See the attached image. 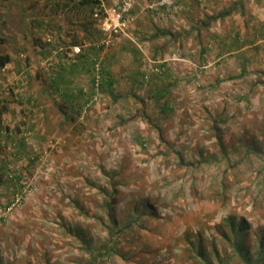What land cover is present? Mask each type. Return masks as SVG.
I'll use <instances>...</instances> for the list:
<instances>
[{
	"label": "rangeland",
	"instance_id": "374dc122",
	"mask_svg": "<svg viewBox=\"0 0 264 264\" xmlns=\"http://www.w3.org/2000/svg\"><path fill=\"white\" fill-rule=\"evenodd\" d=\"M66 3L0 0V264H241L230 219L254 256L264 0H132L107 47Z\"/></svg>",
	"mask_w": 264,
	"mask_h": 264
},
{
	"label": "trees",
	"instance_id": "16d2710c",
	"mask_svg": "<svg viewBox=\"0 0 264 264\" xmlns=\"http://www.w3.org/2000/svg\"><path fill=\"white\" fill-rule=\"evenodd\" d=\"M102 1V0H101ZM66 10L67 9H73L78 10L80 8L90 7L93 9H98L100 7V0H68V3H66ZM94 11V10H93ZM225 14H220L218 17H223ZM217 17H209L208 20H214ZM79 42H74V46H78ZM9 62L8 56L0 57V67L5 66L6 63ZM110 82V80L108 81ZM145 208V207H144ZM152 209V207H146L147 209ZM225 223L229 227L228 235L227 233H224L223 237L226 241H229L231 244V247L233 249L234 255H236L241 262V264H264V235L261 236L258 247L256 250V253L254 256L248 255V250H244V246L242 245L244 235L242 233V228L244 221L240 220L239 222H236L234 219L225 220ZM219 264H223L220 260ZM90 264H98L96 263V259L93 258V260L90 262Z\"/></svg>",
	"mask_w": 264,
	"mask_h": 264
},
{
	"label": "built area",
	"instance_id": "2783aa9c",
	"mask_svg": "<svg viewBox=\"0 0 264 264\" xmlns=\"http://www.w3.org/2000/svg\"><path fill=\"white\" fill-rule=\"evenodd\" d=\"M108 2L109 7H106L100 0V7L93 14L103 36L101 40L103 47L111 45L131 22L132 0H108ZM73 50L76 53L80 51L78 47Z\"/></svg>",
	"mask_w": 264,
	"mask_h": 264
}]
</instances>
